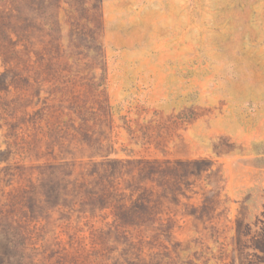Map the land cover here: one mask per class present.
I'll use <instances>...</instances> for the list:
<instances>
[{"label": "rangeland", "instance_id": "1", "mask_svg": "<svg viewBox=\"0 0 264 264\" xmlns=\"http://www.w3.org/2000/svg\"><path fill=\"white\" fill-rule=\"evenodd\" d=\"M0 264H264V0H0Z\"/></svg>", "mask_w": 264, "mask_h": 264}, {"label": "trees", "instance_id": "2", "mask_svg": "<svg viewBox=\"0 0 264 264\" xmlns=\"http://www.w3.org/2000/svg\"><path fill=\"white\" fill-rule=\"evenodd\" d=\"M202 163H206V161H203V160H196L195 162L193 163H186L187 165H191V166H200Z\"/></svg>", "mask_w": 264, "mask_h": 264}]
</instances>
